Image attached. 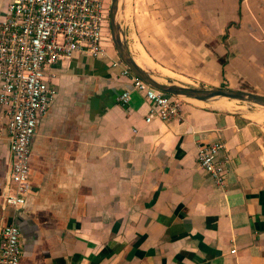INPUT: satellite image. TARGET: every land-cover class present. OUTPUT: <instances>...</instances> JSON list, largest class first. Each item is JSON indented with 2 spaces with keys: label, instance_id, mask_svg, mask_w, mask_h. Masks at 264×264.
I'll return each instance as SVG.
<instances>
[{
  "label": "crops",
  "instance_id": "0c3cea01",
  "mask_svg": "<svg viewBox=\"0 0 264 264\" xmlns=\"http://www.w3.org/2000/svg\"><path fill=\"white\" fill-rule=\"evenodd\" d=\"M145 2L194 54L195 82L264 94V0ZM103 49L47 69L56 94L30 143L19 207L1 196L12 155L0 110V228L18 227V264H264V107L181 97L178 117L145 121L143 92L116 100L130 78ZM215 141L221 185L196 159Z\"/></svg>",
  "mask_w": 264,
  "mask_h": 264
},
{
  "label": "built area",
  "instance_id": "2783aa9c",
  "mask_svg": "<svg viewBox=\"0 0 264 264\" xmlns=\"http://www.w3.org/2000/svg\"><path fill=\"white\" fill-rule=\"evenodd\" d=\"M101 0H7L0 17V110L12 163L1 194L6 205L19 207L31 192L29 180L30 143L39 118L47 113L56 90L48 84L47 69L59 59L77 54L106 55L101 47L104 22ZM110 66L120 67L130 85L117 93L126 103L131 90L143 92L148 106L145 121H168L181 114L182 98L145 83L119 59ZM222 141L201 145L196 159L201 169L221 185L225 164L218 155ZM21 256L20 231L14 224L0 228V264H18Z\"/></svg>",
  "mask_w": 264,
  "mask_h": 264
},
{
  "label": "rangeland",
  "instance_id": "374dc122",
  "mask_svg": "<svg viewBox=\"0 0 264 264\" xmlns=\"http://www.w3.org/2000/svg\"><path fill=\"white\" fill-rule=\"evenodd\" d=\"M101 1H103L104 5V22L101 28L102 35L100 44L102 48L108 49L110 53L117 54L109 32L108 10L110 0ZM127 7L129 9H126ZM118 20L122 33L125 36V41L129 44L128 47L131 52L133 51L132 53L136 54V50L134 49V42L136 41L140 45L150 43L152 48L156 50L157 57H153L154 61L151 60L153 66L145 67L149 72L163 81L172 80L183 84L195 85L197 87H205L202 85V82H195L202 76L196 72L199 63H197L194 54L190 51L187 54H183L181 49H183L186 43H184V41H179L175 36L177 34L174 33L171 26L168 27L165 23L157 21L152 7L148 5L145 0H120ZM144 52L147 55V51ZM164 70H167L168 73ZM236 104L239 105L236 107H243V105L251 107L258 106L243 101L236 102Z\"/></svg>",
  "mask_w": 264,
  "mask_h": 264
},
{
  "label": "water",
  "instance_id": "95a60500",
  "mask_svg": "<svg viewBox=\"0 0 264 264\" xmlns=\"http://www.w3.org/2000/svg\"><path fill=\"white\" fill-rule=\"evenodd\" d=\"M119 2L120 0H110L108 10L110 37L119 59L139 79L158 90L179 97L195 98L202 101L233 99L264 107V94L242 89L228 88L225 86L197 87L195 85L183 84L172 80L163 81L147 69L141 67L131 54L125 41V36L122 33L120 22L118 20Z\"/></svg>",
  "mask_w": 264,
  "mask_h": 264
},
{
  "label": "bare ground",
  "instance_id": "6f19581e",
  "mask_svg": "<svg viewBox=\"0 0 264 264\" xmlns=\"http://www.w3.org/2000/svg\"><path fill=\"white\" fill-rule=\"evenodd\" d=\"M126 6V5H125ZM126 9H129L128 7L126 8ZM126 14H127V12H126ZM131 40V39H130ZM131 44V43H130ZM129 45V44H128ZM134 49L136 50V54L135 53H132V55H133V57H134V59H135V61L141 66V67H143V68H145L146 66H149V67H151V66H153L152 65V62H151V60L148 58V56L145 54V52H144V50H143V48H142V46L136 41V42H134ZM132 50V49H131ZM134 50V51H135ZM153 63H155V62H153ZM157 64V63H156ZM156 67V66H155ZM166 68V67H165ZM158 69V68H157ZM165 72H167V70H164ZM170 72V71H169ZM168 73V72H167ZM172 75V74H171ZM176 76V75H175ZM186 98H188V97H186ZM188 99H193V98H188ZM194 101H197V102H202V101H200V100H196V99H194ZM236 102H240V101H238V100H229V101H227V100H223V101H217L216 103V105L217 106H220L221 107V109H222V107H225V108H233V107H236V106H239V105H237L236 104ZM248 103V102H247ZM215 104V103H214ZM219 107V108H220ZM263 111V110H262ZM263 114V116H264V112L262 113Z\"/></svg>",
  "mask_w": 264,
  "mask_h": 264
}]
</instances>
